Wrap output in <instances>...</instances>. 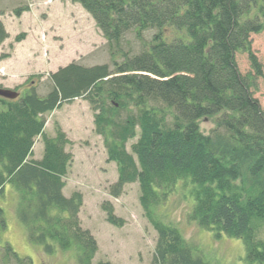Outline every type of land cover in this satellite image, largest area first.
I'll return each mask as SVG.
<instances>
[{
	"label": "trees",
	"instance_id": "obj_1",
	"mask_svg": "<svg viewBox=\"0 0 264 264\" xmlns=\"http://www.w3.org/2000/svg\"><path fill=\"white\" fill-rule=\"evenodd\" d=\"M69 1L95 21L110 63L72 61L48 74L42 96L34 87L14 99L0 96V195L6 184L15 190L28 241L45 255L71 250L77 264H112L93 261L98 244L81 225L82 194L63 193L72 161L65 132L44 131L46 112L83 98L106 159L116 164L109 194L118 197L126 184L138 183L140 206L156 232L148 264H209L155 213L179 181L192 186L191 220L217 237L241 239L246 264H264V114L252 91L261 68L250 39L264 29V0ZM128 32L141 43L139 52L124 50ZM7 37L0 20V45ZM240 51L253 73L240 72ZM204 118L213 122L208 130L200 126ZM37 137L41 158L32 157ZM101 208L108 223L123 225L110 201ZM5 229L0 205V258L32 264L3 239Z\"/></svg>",
	"mask_w": 264,
	"mask_h": 264
},
{
	"label": "rangeland",
	"instance_id": "obj_2",
	"mask_svg": "<svg viewBox=\"0 0 264 264\" xmlns=\"http://www.w3.org/2000/svg\"><path fill=\"white\" fill-rule=\"evenodd\" d=\"M22 6L20 15L15 8ZM0 20L8 37L0 45V88L25 93L31 87L40 96L48 90V74L72 61L83 65L110 63L106 40L91 15L79 3L69 0H0ZM154 30L144 33L146 40ZM22 34L20 40L16 37ZM251 49L260 63L261 74L255 78L253 91L264 114V29L250 35ZM123 48L128 53L142 50L133 32L126 33ZM237 66L242 74L252 72L245 51L236 53ZM45 134L54 136L57 129L65 132L66 150L72 161L65 176L63 193L82 194L83 204L79 217L83 228L95 237L98 250L94 262L112 264H148L156 242V232L144 216L139 203L137 182L124 186L118 197L109 194V186L116 180L117 169L107 161L101 136L95 133L93 110L83 98H75L60 107L46 112ZM212 120H200L203 130L212 126ZM132 141L126 143L127 148ZM41 137L35 139L32 157L41 158ZM191 184L179 181L168 198L155 208L164 222L175 225L182 235L200 249V255L209 264H246L245 248L239 238L224 234L216 236L189 218L193 205ZM17 195L6 184L0 195V205L6 221L3 239L20 256L29 257L32 264H77L73 252L56 251L45 255L41 248L28 241L24 225L16 217ZM113 204L114 213L124 221L115 226L105 219L103 201ZM264 236V228L262 230ZM0 264L6 263L0 258Z\"/></svg>",
	"mask_w": 264,
	"mask_h": 264
},
{
	"label": "water",
	"instance_id": "obj_3",
	"mask_svg": "<svg viewBox=\"0 0 264 264\" xmlns=\"http://www.w3.org/2000/svg\"><path fill=\"white\" fill-rule=\"evenodd\" d=\"M0 96L8 99H14L18 96V92L7 88H0Z\"/></svg>",
	"mask_w": 264,
	"mask_h": 264
}]
</instances>
